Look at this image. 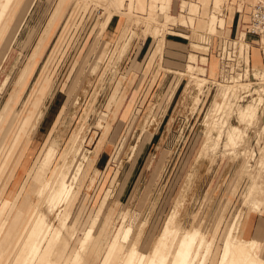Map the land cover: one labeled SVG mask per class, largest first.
I'll return each instance as SVG.
<instances>
[{
	"label": "rangeland",
	"instance_id": "374dc122",
	"mask_svg": "<svg viewBox=\"0 0 264 264\" xmlns=\"http://www.w3.org/2000/svg\"><path fill=\"white\" fill-rule=\"evenodd\" d=\"M150 1L146 0V11H136L135 15L152 17L155 12L165 21L167 6L157 0L159 6L152 9ZM184 1L192 4L191 9L181 8L185 23L178 20L183 27L173 26L172 31L186 38L168 36L166 31L161 39L167 42L178 37L181 44L168 42L185 48L164 47L160 53L159 39L148 23L126 15L130 12L127 2L120 8L125 15H120L108 9L104 0H12L10 3L0 0L5 4L0 33L13 22H23L17 40L0 66L1 226L11 222L20 210V216L25 217L38 205L61 229L60 224L72 223L81 203L75 237L66 235L65 241H54L52 245L49 238L44 243V249L53 259H60L69 248L80 252L77 264H103L108 256L114 257L108 253L113 243L109 240L127 225L134 229L131 241L137 242L138 250H149L180 194L181 201L167 227L160 254L173 234L179 239L182 234L199 229L207 233L211 262L217 264L227 224L240 211L238 234L246 231L251 209L242 204V195L250 179L241 168L243 157L228 154L231 151H225L222 146L213 148L212 138L207 143L204 141L208 129L204 116L216 87L208 83L200 91L190 75L210 82L230 83L216 55L219 41L241 39L240 26L249 21L251 6L256 1L223 0L221 14L225 17L218 16L220 23L214 17L213 30L207 26L212 23L215 0H199L200 8L194 0ZM180 4L181 0H173L170 14L178 16ZM114 16L118 17V25L114 32L106 33ZM234 16L235 24L231 28ZM199 22L205 27L197 29ZM144 39L149 40L148 50L136 62L133 58ZM254 40L257 39L246 35V42ZM2 44L5 41L0 39V53ZM250 49L254 71L257 69L254 58L264 68L259 49ZM167 50L182 54L174 57ZM204 54L206 62L200 59ZM145 59L149 64L144 71ZM189 64L194 67L189 69ZM252 74L248 76L250 81ZM248 100L245 98L240 105L245 106ZM167 108L170 111L165 115ZM223 115L230 124L241 126L229 108H225ZM259 116L260 124L264 125L262 110ZM260 128L248 129L249 138L244 140L242 151L252 147L257 152L263 145L264 131L262 139L257 138ZM218 131L219 126L215 133ZM199 152L202 158L197 161ZM83 156L90 161L88 167L84 162L86 176L78 199L70 208L71 215L59 224L61 209H55L51 215L46 203L37 198L38 189L63 160H66L63 170L74 175ZM251 165L254 169V162ZM188 176L187 185L184 180ZM104 201L105 208L99 218L102 225L87 247H82L79 243L82 232L93 227L96 218L93 213ZM253 218V227L262 224L257 246L262 247L264 257V210L253 214ZM17 236L9 241L0 264L20 262L23 245L16 244ZM131 241L122 244L128 248ZM206 242L203 251L209 247ZM39 254L27 257L25 264H44ZM121 258L118 253L107 264H122Z\"/></svg>",
	"mask_w": 264,
	"mask_h": 264
},
{
	"label": "bare ground",
	"instance_id": "6f19581e",
	"mask_svg": "<svg viewBox=\"0 0 264 264\" xmlns=\"http://www.w3.org/2000/svg\"><path fill=\"white\" fill-rule=\"evenodd\" d=\"M11 1L12 0H6V2L8 3H10ZM104 1H106L108 9H113L115 12H118L120 15H125L120 12L121 11L120 8L123 7V4L125 2L129 3L130 12L129 13L127 12L126 15L130 17L132 15V17H136L137 19H141L143 22L148 23L147 26L151 29L154 36L159 39V43L161 46L160 53L163 52L164 47H167L169 49L170 47L173 46L179 48L180 50H183L185 48L184 45L173 44L168 41L165 42L163 39H161L162 37L165 36L166 31H167L166 33L168 34V28H167L168 23L166 21L160 20V15L158 13L153 12L152 17H145V18H141L135 15L136 11L138 12L146 11V6H147V5L145 6L146 0H104ZM161 1H162V5H166L167 9H169L173 0H161ZM255 1L264 3V0H255ZM186 3L188 4V6ZM222 4H223V0L214 1V11L212 12L214 15L210 16V18L212 19V23H210L207 26V29L213 30L215 24L214 21L215 18L218 19L220 23V19L218 16H220L222 13L221 10ZM150 5L152 9H155L157 6H159L157 4V0H151ZM190 5L192 4L182 0L183 9H186L188 7L187 9L190 10L191 9ZM4 6L5 4L3 2L0 3V21L3 15L2 8ZM117 8H119V10H117ZM178 20L181 21V23H185V16L181 14L178 17ZM249 21H250V16H249ZM249 21L245 22L243 25L245 26L248 25ZM22 27H23V22L16 21L13 22L12 25L1 31L0 39L2 41H5V45L3 44L1 45L3 51L0 53V66L4 63L5 59H7L8 52L11 49L12 45L17 40V37ZM204 27L205 25L203 24V22H199L197 29H201ZM217 28L218 27H216V30ZM211 33L212 32H209V34ZM240 35H241V39L239 40L240 45L248 49L249 52V58L246 57V61L248 60L252 65L253 81L248 80L249 79L247 73L248 71L245 73L244 80L247 79L245 82L239 80L238 77H236V79L231 77L229 84L210 82L208 79H201L192 75L190 76L194 80L196 88L199 89L200 91L202 90L203 86H205V84L208 83H212V85L216 87L215 94L212 98V104L210 105V108L208 109V111L205 113L204 116V120L206 122L205 126L208 128L206 135L204 137V141L207 143L212 138L214 141V144L212 145L213 148H218L219 146H222L225 151L227 152L231 151L228 154L231 155L238 154V156L243 157L244 162L241 168L242 170L245 169V171L248 172L250 179V184L247 186L245 192H243L242 195V204L244 206L250 207L251 209V213L247 222L246 231L241 235L238 234V226H239L238 224L240 222L241 214H242L241 211L240 212L238 211L239 213L234 214L230 222L227 224V231L220 246V254L217 264H264L262 248L257 246L259 240L257 237H253L252 235L253 219H254L253 214H260L264 210V140H262L263 145L259 147L257 152L252 147L250 149L245 148L243 149V151L241 149V147L244 144L243 142H245L244 140H247L249 138L248 135L249 128L261 127L260 128L261 130H259V132L257 131L256 132L258 133L257 138L260 137L262 139L264 125L260 124L259 111L262 110V114H264V106H263L264 105V68L262 66L255 65L257 69H255L254 71L253 68L254 64L250 59V50H251L250 48L254 46L253 44L250 43L251 45L250 47V45L248 44L249 42L245 41L246 35L244 31L240 32ZM258 44L259 47L256 48L258 49L261 48L264 50V39H261V41L258 40ZM192 56L197 58L196 54H193ZM200 59H202L204 62L207 61L205 54ZM161 60H163V56L161 57ZM195 62L196 61H194L193 63ZM187 67L189 69H192L194 66L189 64ZM176 74H179L180 76L185 75L182 72H176ZM251 88L253 89V91H251ZM245 98H250V100H248L245 106H241L240 102H243ZM225 108H229V110H231L233 114H235L236 120L241 124L240 127L232 125L228 122L225 115H223ZM217 126H219L220 131L215 133ZM201 158H202V153L199 152L198 155L196 156V159L197 161H199ZM89 159H90L89 157L83 158L82 163H80V165L77 166L74 175L71 174L70 171L63 170L64 164L66 162V160H63L58 165V167L56 168L50 179L44 181L42 180V184L38 189L37 198H39L41 203H46V208L51 215L54 214L55 209H61L59 210L60 215L58 217L59 224L64 222L67 219V216L71 215L70 208L73 207L74 203L77 201L80 193V189L82 187L83 178H85L86 176V171H85L86 169L84 162L87 163V167H88L90 161ZM251 162H254L255 164L254 169L251 168L252 167ZM186 178L187 180L184 181H186L185 183L187 184L188 181H190V176ZM181 197L182 195L180 194V198H178V200H176L177 202L174 203L175 208L173 209L171 214H169L168 218H166V220L164 221V224L162 225L161 230L158 234L157 240L149 250L147 249L138 250L137 242H135L134 240L131 241L134 229L131 226L127 227L128 226L127 225L124 227L122 226L123 228L119 230L120 233H118L115 236L113 235L109 240V241H113L110 249H108L109 255L112 254V256L114 255L115 257V255L119 253L122 256L121 258L122 264H212L211 255H210L211 247L210 244L206 242L207 233L204 232L203 230L200 231L199 229L191 233H184L182 235L180 234L181 236L179 235L180 236L179 239L178 236L173 234L172 240L167 245L166 249L164 250V253L160 254V248L167 234V227L170 225V222L173 219V215L175 214V212L179 207ZM81 205L82 204L80 203V205L77 208V213H80L82 208ZM104 208H105V201L102 202L100 206L98 205L95 212L93 213L94 215H96L93 227L82 232V239L79 241L82 247L84 245L86 246L87 242H89L90 239L92 240V237H94L93 236L94 233H97L96 230L100 227L101 224V219L99 220V218ZM77 213L74 214L73 221L69 226L68 223H63L60 224L61 229H59L53 224V222L50 220V217L46 213L40 210L38 205H36L28 214L26 213L25 217L20 216L21 214V210H20L19 214L15 215L11 222L6 221V223H4L3 226L0 225V259L2 257V254L5 252L9 241H11V239L13 240L15 235L17 236V231L20 226L22 228H19L21 231L17 236L16 244L23 245V253L20 262H18L17 264H25V259L29 256L33 258V255H35L36 252L37 253L39 252L41 254V255L39 254V256L44 264H77L80 252L76 253L74 250H70L69 248L65 252L64 256H62L60 259L56 258L57 259L56 260L50 258L48 256L47 249H44L45 247L44 243L47 242L49 238H51L49 242L50 245H52L51 243H53L54 241H60V242L65 241L66 235H69L70 237L73 238L75 237L74 236L76 233L75 224L78 221ZM61 215L65 217H61ZM69 240L67 241L66 248L69 246V243L71 241ZM122 241L123 242L131 241V243L128 246V248H125V246L122 244ZM205 242L209 245V247L206 248L205 251H203ZM88 248H90V246ZM204 253L206 254L205 256ZM114 257L108 256L105 262H103V264H107L108 261L113 260Z\"/></svg>",
	"mask_w": 264,
	"mask_h": 264
},
{
	"label": "built area",
	"instance_id": "2783aa9c",
	"mask_svg": "<svg viewBox=\"0 0 264 264\" xmlns=\"http://www.w3.org/2000/svg\"><path fill=\"white\" fill-rule=\"evenodd\" d=\"M249 16L250 21L245 35L261 41L264 39V3L256 2L253 4ZM259 51L262 59H264V50L260 48ZM216 55L222 64V71L228 73V79L238 77L239 80H243L245 73L248 71L249 76L253 70L250 62L246 61V57L249 58L248 49L242 47L236 38L233 40L222 38L219 41Z\"/></svg>",
	"mask_w": 264,
	"mask_h": 264
},
{
	"label": "crops",
	"instance_id": "0c3cea01",
	"mask_svg": "<svg viewBox=\"0 0 264 264\" xmlns=\"http://www.w3.org/2000/svg\"><path fill=\"white\" fill-rule=\"evenodd\" d=\"M193 1V0H192ZM194 3H196L197 5H198V8H200V4H199V0H194ZM172 5V4H171ZM170 8H171V6L169 7V9H167V12L165 13V15H164V20L168 23V36H178V37H180V38H186V36H184V35H182V34H180V33H176V32H174V31H172V27L173 26H177V25H180L181 27H183V25H181L179 22H178V17L182 14V13H180V11H181V8L183 9V7H182V0H181V4H180V9H179V12L176 14V15H178L179 13V15L178 16H175V15H172V14H170ZM187 9V8H186ZM185 9V10H186ZM224 14H221L219 17H222ZM224 17H225V15H224ZM239 17V16H238ZM118 17H116V16H114L113 18H112V20L110 21V23L108 24V26H107V28H106V33H112V32H114L115 31V29H116V27H117V25H118ZM235 22V16H234V18H233V22H232V25H231V28H233L234 27V23ZM238 22H239V19L237 20V22H236V28H238ZM244 28H245V25H241L240 26V32H243L244 31ZM208 34H209V32H208ZM178 37H173V38H171L170 40H167V41H171V42H175V43H178V44H181V43H179V42H177V41H179V40H177V38ZM250 43V42H249ZM251 44H253V46L254 47H259V44H258V40H254ZM148 46H149V40H147V39H144L141 43H140V46H139V49L137 50V52H136V54H135V56H134V60H136V62L140 59V57L145 53V52H147V50H148ZM167 53L169 54V55H172V56H176V55H178V54H182L181 52H172V50H167ZM174 56V57H175ZM254 57H256V55L254 56ZM261 60H262V58H261ZM154 61V60H153ZM147 62V63H146ZM150 62H152L151 61V59H150ZM145 63H146V66H144V71L148 68V64H149V62H148V60H146L145 59ZM254 63H255V65H260L259 64V60L257 59V58H254ZM150 70V69H149ZM148 70V71H149ZM146 73V72H145ZM175 96V95H174ZM174 110H175V108H174ZM169 108H167L166 109V111L164 112V114L165 115H168V113H169ZM174 111H172L171 110V114L173 113ZM261 230H262V224H259V225H257V226H255V227H253V236L254 237H257L258 238V240L260 241V233H261ZM264 245V244H263ZM262 248V247H261Z\"/></svg>",
	"mask_w": 264,
	"mask_h": 264
}]
</instances>
